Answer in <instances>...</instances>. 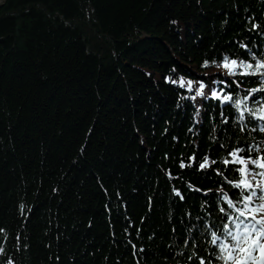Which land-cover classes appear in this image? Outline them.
I'll return each mask as SVG.
<instances>
[{
    "label": "trees",
    "instance_id": "trees-1",
    "mask_svg": "<svg viewBox=\"0 0 264 264\" xmlns=\"http://www.w3.org/2000/svg\"><path fill=\"white\" fill-rule=\"evenodd\" d=\"M225 56L264 60V0H0V264H223V160L264 153Z\"/></svg>",
    "mask_w": 264,
    "mask_h": 264
},
{
    "label": "snow or ice",
    "instance_id": "snow-or-ice-1",
    "mask_svg": "<svg viewBox=\"0 0 264 264\" xmlns=\"http://www.w3.org/2000/svg\"><path fill=\"white\" fill-rule=\"evenodd\" d=\"M205 61V65H207ZM228 70L229 75H236V68L244 67L246 69H252V71H244L239 73L242 76H257L264 78V60L257 61L255 65L252 63H246L244 61H237L235 59L230 60L229 57L225 56L221 65ZM175 83V81H173ZM181 86H184V81H180ZM188 86H192V82L188 81ZM204 84H200V90L197 91V95H203ZM257 92H264V84L259 89L253 88L249 92L248 96H245L243 100L235 101V107L239 111V119H245V111L249 115L258 120L264 121V104L261 108L253 111L252 109L245 108L240 109L241 104L244 103L252 94ZM211 97L220 99L221 102L233 101V97L228 94H223L213 90ZM260 131H264V127L260 128ZM246 150L243 148H235L228 153V156L232 159L225 158L223 160L224 165L234 164L241 165L236 169L240 174L238 181H228L233 187L240 189L241 199L239 201L244 207L236 208L234 202L224 194V198L227 201L228 207L235 209L238 215L229 216L228 219L231 224L223 225V236L218 235L217 232L211 233V244L215 245L219 251L217 259L222 261L223 264H264V171H256V169L264 170V153L258 154L255 158L249 155L245 158L241 153ZM247 151H259L258 149L249 148ZM192 160L195 157L191 158ZM216 161H211V164H215ZM208 157L203 158V162L199 163L200 169L210 167ZM191 166V164L187 165ZM251 166V167H250ZM181 168L186 167L184 163L180 164ZM222 175V173H221ZM250 177V178H249ZM257 177H261V180H257ZM255 181V183H253ZM247 193V194H245ZM177 196H181V193L177 190ZM183 197L181 196V199ZM255 198V199H254ZM261 201L259 204H255V200ZM20 209L23 212L24 205H20ZM224 211V209H221ZM2 231V230H0ZM259 253V257L254 253ZM201 264L204 261L201 260Z\"/></svg>",
    "mask_w": 264,
    "mask_h": 264
},
{
    "label": "rangeland",
    "instance_id": "rangeland-1",
    "mask_svg": "<svg viewBox=\"0 0 264 264\" xmlns=\"http://www.w3.org/2000/svg\"><path fill=\"white\" fill-rule=\"evenodd\" d=\"M255 183V182H254ZM254 255H256L257 257H259V253L257 252V253H254Z\"/></svg>",
    "mask_w": 264,
    "mask_h": 264
}]
</instances>
